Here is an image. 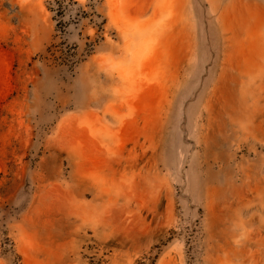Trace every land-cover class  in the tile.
Masks as SVG:
<instances>
[{"label": "rangeland", "instance_id": "374dc122", "mask_svg": "<svg viewBox=\"0 0 264 264\" xmlns=\"http://www.w3.org/2000/svg\"><path fill=\"white\" fill-rule=\"evenodd\" d=\"M0 264H264V0H0Z\"/></svg>", "mask_w": 264, "mask_h": 264}]
</instances>
